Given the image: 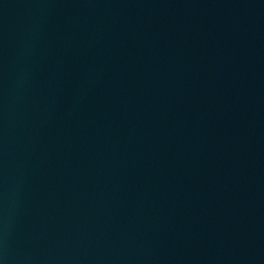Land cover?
I'll return each mask as SVG.
<instances>
[{
	"label": "water",
	"instance_id": "1",
	"mask_svg": "<svg viewBox=\"0 0 264 264\" xmlns=\"http://www.w3.org/2000/svg\"><path fill=\"white\" fill-rule=\"evenodd\" d=\"M0 264H264V0H0Z\"/></svg>",
	"mask_w": 264,
	"mask_h": 264
}]
</instances>
